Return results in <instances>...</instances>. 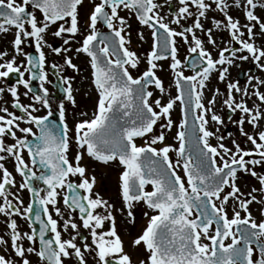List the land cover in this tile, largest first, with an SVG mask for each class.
<instances>
[{"label":"snow or ice","instance_id":"snow-or-ice-1","mask_svg":"<svg viewBox=\"0 0 264 264\" xmlns=\"http://www.w3.org/2000/svg\"><path fill=\"white\" fill-rule=\"evenodd\" d=\"M0 264H264V0H0Z\"/></svg>","mask_w":264,"mask_h":264},{"label":"rangeland","instance_id":"rangeland-1","mask_svg":"<svg viewBox=\"0 0 264 264\" xmlns=\"http://www.w3.org/2000/svg\"><path fill=\"white\" fill-rule=\"evenodd\" d=\"M54 59H58V58L54 57ZM75 62L77 64H80L81 66H83V63H84L83 57H81V59H79V60H76ZM79 81H80V77L78 76L77 77V84H75L74 87H78L79 88V85H80ZM164 81H165V85H167L168 80H167L166 77L164 78ZM80 87H84L83 90H85V92L80 93V91H79L77 93V95H76L77 104L79 105L81 110H84V109H86V108H84L85 103L89 102L88 109H90L91 105H92V101L90 99H88V96L85 94L86 92H89L90 90L88 89V86H87L86 83H85V86L84 85H82V86L80 85ZM69 122H71V120H69ZM111 173H113L112 169H105V168H97L96 169V177H97L96 190L100 191L106 197H113L114 198V193H115L114 182L112 183V181L108 178L109 176L112 175ZM136 215H137V222H139L140 213L137 212ZM136 227H132V228H130V230L133 233H135L136 232ZM125 245H126V241H125Z\"/></svg>","mask_w":264,"mask_h":264},{"label":"flooded vegetation","instance_id":"flooded-vegetation-1","mask_svg":"<svg viewBox=\"0 0 264 264\" xmlns=\"http://www.w3.org/2000/svg\"><path fill=\"white\" fill-rule=\"evenodd\" d=\"M250 67H252V66L249 65V64H247V63L242 64L239 68H235L234 67L231 70L232 76L234 78L238 76L239 79H240L241 84H243L244 83V75H243V72L247 71ZM49 78L52 79L51 75L49 76ZM12 82H14V81H12V80L9 81V83H12ZM83 85L85 86V84H83ZM32 86H33V88H36L37 87L36 82H33ZM46 87L49 88V92L50 93H53L55 100L58 101L60 99V97H61V93L59 91L58 85L56 83H53L51 85H46ZM221 87H223V86H221ZM79 88H80V93L85 92V90H83L84 87H80V85H79ZM21 92H23V89L22 88H21ZM88 107H89V102L88 103H85V105H84V108H88ZM69 123H71V122H69ZM221 132L224 133L227 136V134L229 132H235V128L232 125L228 124L227 127H222L221 128ZM17 179H19V178H17ZM25 197H26V193H25Z\"/></svg>","mask_w":264,"mask_h":264},{"label":"bare ground","instance_id":"bare-ground-1","mask_svg":"<svg viewBox=\"0 0 264 264\" xmlns=\"http://www.w3.org/2000/svg\"><path fill=\"white\" fill-rule=\"evenodd\" d=\"M109 173H110V172H109ZM111 174H112V175L109 176L108 178H109V179L112 181V183H113V175H114V173H111ZM136 226H137L136 229L140 226V225H139V222H137ZM118 227H123V225H120V224L118 223ZM126 230L128 231L129 229H125V231H126ZM125 241H126V245H125V246H126V250H127V244H128V242H127V240H125Z\"/></svg>","mask_w":264,"mask_h":264}]
</instances>
